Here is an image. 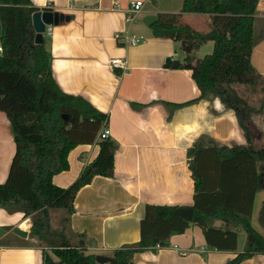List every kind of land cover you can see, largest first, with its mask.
<instances>
[{"label": "crops", "instance_id": "1", "mask_svg": "<svg viewBox=\"0 0 264 264\" xmlns=\"http://www.w3.org/2000/svg\"><path fill=\"white\" fill-rule=\"evenodd\" d=\"M133 1L137 0H32L41 10L48 7L70 15L69 20L51 25V35H44L57 84L67 93L85 97L107 114L103 122L84 121L74 108H62L68 116L64 132L70 141L55 142L48 151L49 184L53 190L50 203L54 205L51 211L60 210L61 230L67 227L74 243L84 240L87 251L109 257H113L115 249L141 239L148 204L194 207L195 179L188 151L199 137L207 135L229 146L248 143L235 111L220 98L188 103L199 98L201 91L192 70L180 67L185 53L173 38L154 34L155 23L208 33L212 30V16L182 11L184 0H142L137 21L126 24L124 18ZM149 15L156 17L150 26L144 21ZM117 31L143 34L146 40L125 45L116 40ZM1 34L0 18V55ZM254 40L251 62L264 77V0L258 1ZM206 44L209 41L200 45L198 52L213 50L212 45L204 50ZM169 57L173 66L166 67ZM114 58L124 59L125 67H113ZM175 59L180 61L177 67ZM166 102L171 105V116ZM176 103L183 105L174 109ZM105 127L110 136L103 139L100 134ZM261 138V145L255 146ZM263 144L264 131H257L253 146L259 149ZM15 152L10 120L0 110V183L8 179ZM203 162L220 164L210 156L204 157ZM259 166L264 168V161ZM221 172L214 174L216 177L208 176L207 186H227L230 179L232 200L241 203L252 181L249 185L246 177V187L238 188V183H233L238 181V172L234 177L224 174L227 178ZM92 173L67 199L57 192L69 190ZM67 205L74 210L69 213ZM263 205L264 185L254 193L251 207V224L264 236L260 217ZM29 217L22 211L0 208V227L4 228L0 236V264H47L45 250L56 264H63L49 246L30 236L31 223L27 228L21 226ZM188 221L182 232L166 236L165 244L157 243L136 252L131 261L226 264L248 248V235L243 228L218 219L212 221L206 233L202 226ZM15 227L27 230L28 235L18 234ZM239 264H264V254L254 253Z\"/></svg>", "mask_w": 264, "mask_h": 264}, {"label": "trees", "instance_id": "2", "mask_svg": "<svg viewBox=\"0 0 264 264\" xmlns=\"http://www.w3.org/2000/svg\"><path fill=\"white\" fill-rule=\"evenodd\" d=\"M258 1L184 0L182 11L212 16L213 28L208 33L178 25L155 23L153 27L156 36L173 38L178 48L185 53L180 67L192 70V76L201 91L199 98L188 103L204 98H220L226 107L235 111L247 138L246 145L229 146L203 135L188 151L196 190L192 222L202 226L206 233L211 228L212 221L218 219L247 232V250L226 264H239L254 253L264 254V236L251 224L254 193L264 185V168L259 166L264 161V144L259 149L253 146L255 133L249 122L256 109L244 102L233 89L234 84L254 85L264 78L251 62ZM38 10L40 8L32 0H0L3 48V54L0 55V110L10 120L16 143L8 179L0 183V208L31 215L30 236L37 238L46 247L49 246L58 255L59 263L100 264L96 260V254L87 251L84 240L74 243L70 239L67 227L64 226L56 234L58 241L54 239L50 225L51 209L54 205L50 203L53 190L49 184L48 151L55 142L70 141L64 132L66 119L63 117L62 108H74L84 121L103 122L107 119V114L99 111L85 97L67 93L57 84L52 73L50 51L45 43H35L32 14ZM207 41L213 42V50L202 58H197L195 51ZM165 66H173L172 58L167 59ZM166 105L170 106L171 116V105L168 102ZM182 105L176 103L174 109ZM263 110L264 102L257 111ZM116 148L115 144L110 163ZM208 150L212 151L211 154H205ZM206 156L214 157L220 164H205L203 161ZM219 172L233 177L238 172V181L233 182L238 183V188L246 187V177L249 185L252 181L241 203L232 200L229 191L230 179L227 186H207L208 176L216 177L214 174L218 175ZM92 176L93 173L69 190L57 192L65 194L67 199ZM66 208L69 213L74 210L70 205ZM176 208L148 204L142 220L141 239L115 249V262L112 263L129 264L136 252H143L157 243L165 244L166 236L182 232L190 222L175 214ZM260 217L264 222V205ZM21 226L29 227L30 219L23 220ZM44 260L47 264H56L46 250Z\"/></svg>", "mask_w": 264, "mask_h": 264}, {"label": "rangeland", "instance_id": "3", "mask_svg": "<svg viewBox=\"0 0 264 264\" xmlns=\"http://www.w3.org/2000/svg\"><path fill=\"white\" fill-rule=\"evenodd\" d=\"M212 28H213V23H212ZM205 31H207V29ZM257 35H258V32L255 33V36ZM211 45L213 46V42L209 41V44H206V46H204L203 49L208 50L211 47ZM207 52H211V51H207ZM206 53H204L202 50H199V52L197 50V52L195 53V56L201 58ZM258 81L259 82H257V84H254V85L252 84H234L233 85V89L235 93L239 95L240 97H242L244 102L255 107L256 109V112H254L249 122L250 125L253 127L255 134L257 133V131L259 132L264 131V110L261 112L257 111L259 110L262 103L264 102V78H261ZM261 143H262V138H261V141L259 139V141L257 142V145L255 146H259L261 145ZM29 218H30V223H31L32 216L30 215ZM50 225H51V232L55 234L54 239L55 241H58L59 237L56 234L60 232L62 228V217H61L60 210L57 209L55 211L54 210L51 211ZM109 264H112V263H109Z\"/></svg>", "mask_w": 264, "mask_h": 264}, {"label": "water", "instance_id": "4", "mask_svg": "<svg viewBox=\"0 0 264 264\" xmlns=\"http://www.w3.org/2000/svg\"><path fill=\"white\" fill-rule=\"evenodd\" d=\"M70 15H67L63 12L59 11H52L48 9H40L32 14V26L33 30L35 31V43L42 44L45 41L44 32L46 30V25H57L61 21L69 20ZM156 20L155 15H149L145 18V23L147 25H151L152 22ZM180 64V61L178 59L174 60V65L177 67ZM63 117L67 119V114L63 113ZM175 214L192 221L194 218V207H178L174 211ZM15 232L22 236H27L28 231L23 230L19 227H15ZM4 233V228L0 227V236ZM96 260L100 264H107L109 262H115V259L113 257L97 254ZM129 264H134V262H130Z\"/></svg>", "mask_w": 264, "mask_h": 264}, {"label": "built area", "instance_id": "5", "mask_svg": "<svg viewBox=\"0 0 264 264\" xmlns=\"http://www.w3.org/2000/svg\"><path fill=\"white\" fill-rule=\"evenodd\" d=\"M143 3L144 2L142 0L133 1L131 3V6L129 7L128 12L126 13L125 18H124V22L126 24H133L137 21L138 14L142 9ZM45 34H49V35L52 34L51 25H46V30L44 32V35ZM115 38L120 43L125 44V45H129V46L138 45L139 43L146 40V37L143 34H139V33H135V32H132L129 34H124L122 31H117L115 33ZM111 64L113 67H123L124 68L125 67V60L122 58H114L111 60ZM100 136L103 139L108 138L110 136L109 129L107 127H105L103 129V131L101 132ZM157 246L160 248L162 247V245H160V244H158ZM202 249L206 250V248L204 246L202 247Z\"/></svg>", "mask_w": 264, "mask_h": 264}]
</instances>
